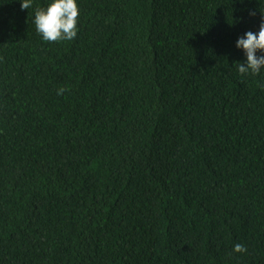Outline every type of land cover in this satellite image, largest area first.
Wrapping results in <instances>:
<instances>
[{
  "label": "trees",
  "instance_id": "trees-1",
  "mask_svg": "<svg viewBox=\"0 0 264 264\" xmlns=\"http://www.w3.org/2000/svg\"><path fill=\"white\" fill-rule=\"evenodd\" d=\"M48 3L0 0V264H264V0Z\"/></svg>",
  "mask_w": 264,
  "mask_h": 264
},
{
  "label": "clouds",
  "instance_id": "clouds-1",
  "mask_svg": "<svg viewBox=\"0 0 264 264\" xmlns=\"http://www.w3.org/2000/svg\"><path fill=\"white\" fill-rule=\"evenodd\" d=\"M34 0H20L22 10L33 8ZM255 15V12H250ZM80 9L77 0H50L46 7L36 6L34 10V24L38 34L46 42H59L76 38ZM236 47L243 49L246 61L238 64V72L258 75L264 69V21L261 22L258 32L247 31L236 41ZM260 52V55L257 53ZM67 89L59 88L58 95ZM233 252L246 253L247 248L242 243L233 247Z\"/></svg>",
  "mask_w": 264,
  "mask_h": 264
}]
</instances>
